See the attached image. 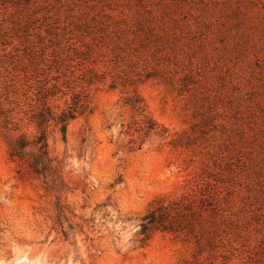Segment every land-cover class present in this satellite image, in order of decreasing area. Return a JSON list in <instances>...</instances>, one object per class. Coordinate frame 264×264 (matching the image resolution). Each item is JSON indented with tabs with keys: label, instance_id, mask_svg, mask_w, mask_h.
<instances>
[{
	"label": "rangeland",
	"instance_id": "374dc122",
	"mask_svg": "<svg viewBox=\"0 0 264 264\" xmlns=\"http://www.w3.org/2000/svg\"><path fill=\"white\" fill-rule=\"evenodd\" d=\"M160 199L192 232L142 245ZM0 264H264V0H0Z\"/></svg>",
	"mask_w": 264,
	"mask_h": 264
},
{
	"label": "trees",
	"instance_id": "16d2710c",
	"mask_svg": "<svg viewBox=\"0 0 264 264\" xmlns=\"http://www.w3.org/2000/svg\"><path fill=\"white\" fill-rule=\"evenodd\" d=\"M74 113V110H70L57 120L50 116L46 118L44 114H39L35 119L40 128H45L47 122L51 120L56 121V124L61 125V132L65 138L68 122L74 119ZM9 159L17 165L19 171H23L31 178L42 180L48 191L58 192L63 189L62 166L50 155L46 129H42L32 140L24 135L12 140L9 144ZM57 200L58 220H60L64 214V206L60 204L59 198ZM187 207L191 205L185 204L183 199L172 202L160 199L154 202L139 225L137 234L141 244L144 245L155 231L177 233L187 230L191 233L192 227L185 212L188 210Z\"/></svg>",
	"mask_w": 264,
	"mask_h": 264
}]
</instances>
